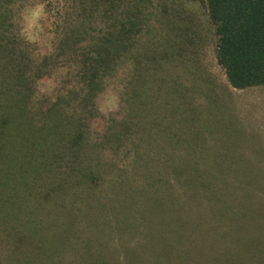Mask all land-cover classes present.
<instances>
[{
    "label": "trees",
    "instance_id": "1",
    "mask_svg": "<svg viewBox=\"0 0 264 264\" xmlns=\"http://www.w3.org/2000/svg\"><path fill=\"white\" fill-rule=\"evenodd\" d=\"M57 1L61 3L57 5V12L63 18L54 49L37 60L18 23L21 18L19 13L28 0H0V221L5 218L9 222L0 224V245L8 240L12 245L9 251L14 253L10 257L16 260L21 256L19 264H31L33 259L40 264L42 254H46L43 264L46 260H50V264H60L52 261V254L46 253L47 239L37 238L42 237L40 234L46 228L44 218L49 212L54 221L48 226L58 228L56 235L51 234L55 241L51 246L61 249L75 235L74 225L80 222V217L93 214L96 207H108V195L100 191L105 172H101L97 161L95 171L91 170L93 164L90 158L92 165L84 169H69L75 179L72 182L66 171V176L57 182L52 181L48 174L52 171V164L63 161L64 155L70 153L75 159L80 158L81 150L91 139L86 117L72 113L71 105L78 103L85 113L93 114L95 98L103 91L107 81L121 77L125 112L120 119L110 120L102 136L106 134L104 141L110 147L120 149V139L115 137L117 129L114 131V128H132L139 132L137 139L146 146L137 145L136 151L130 146L127 150L137 153L136 157L141 155V172L153 177L151 185L158 180L153 165L164 161L162 137L173 144L189 135L185 128H176L179 124H188L183 118L185 109L182 111L181 107L184 103L187 106L191 104V99L187 98L191 87H188L187 80L168 74L171 72L168 71L170 62L177 64L176 58L171 55L177 43L169 45L170 35L163 34L168 7L161 5V11L158 9L156 12L153 0ZM47 3L48 6L52 4L51 0ZM206 5L213 35L217 38L218 63L224 68L229 82L237 88L264 85V0H206ZM58 63L71 67L69 74H72L71 81L75 83L54 100L50 99L44 109L34 104L36 82ZM180 85L184 87L178 89ZM181 90H184V97H179ZM165 97L166 102L163 101ZM39 109H44L40 114L43 117L41 126L36 125V111ZM153 128L157 129L156 137H152ZM129 130L124 135V148L130 139L133 140ZM188 146L183 154L187 158L193 148L198 149L190 142ZM217 167L225 172L230 165L222 162ZM189 169L192 176L199 177L198 182L205 189H212L216 197L215 209L211 213L221 215L229 205L224 191L220 190L229 185L225 183L226 179L216 187L215 181L204 177L199 164H191ZM231 169L240 171L235 167ZM44 174L48 175L43 180ZM127 181L114 180L112 189L118 185V193L126 196ZM130 183H135V180L131 179L128 186ZM18 189L22 191L20 195ZM85 190L86 193L83 192ZM195 197L193 199L197 200ZM151 199L145 196L140 202L146 200L150 209ZM170 200L177 202L178 199ZM244 200L245 208L241 210L237 205L231 206L237 214L231 219L237 225L243 223L242 232L247 233V236L243 234V245L255 247L254 251L247 253L249 257H231L227 252L222 253V248L210 246V231L215 232L218 225L201 226V213L196 217L200 221L195 220V225L194 221L187 223L179 200L177 231L169 239L163 234L162 242L151 250L150 258L132 250L134 253L127 256L124 262L120 258L117 260L118 257L115 260V257L103 256L97 257V264H264V203L258 200L263 205L260 206L263 211L258 212L255 209L257 203L245 197ZM165 203L166 199L160 201L159 207L170 210ZM230 204L233 205L232 202ZM15 210L23 212V227L10 222L16 219L13 215ZM41 213H46V216ZM141 235L143 241L146 239L149 243L148 234ZM85 239L82 246L87 248L90 240ZM142 247L147 250V246ZM0 264L16 262L11 258L4 261L0 256Z\"/></svg>",
    "mask_w": 264,
    "mask_h": 264
},
{
    "label": "rangeland",
    "instance_id": "2",
    "mask_svg": "<svg viewBox=\"0 0 264 264\" xmlns=\"http://www.w3.org/2000/svg\"><path fill=\"white\" fill-rule=\"evenodd\" d=\"M153 1L156 12L158 9L161 11L162 6L168 7L169 12L166 13L167 20L163 34L170 35L171 43L169 44L167 41V44L171 45L175 42L178 45L171 50V55L176 58L177 64L170 62L168 71L171 72L168 74L169 76L176 74L180 80H187L188 87H191V90L187 91V98L191 99V104L187 106L184 103L181 107L182 111L185 109L184 113L186 114L183 118L187 120L188 124L176 126V128H185L189 135L186 139L179 138V143L173 144L166 142L167 138L162 137L164 140L161 143L164 161L162 163L155 162L156 164L153 165L155 178L158 180L151 185L150 181L153 177L141 172L143 167L141 155L136 157L137 153L134 154L133 151L127 150L130 146L134 151L137 150V145L139 147L146 146L145 144L143 146V142L138 141L139 132L132 128H114V131L117 129L115 137L119 136L120 139V149L110 147L104 141L106 134L102 136L108 129L106 127L110 120L120 119L124 115L125 110L122 107L123 79L117 76L115 79L107 81L103 91L95 98L94 115L85 113L78 103L71 105L72 113L86 117L91 139L81 150L80 158L75 159L68 153V155H64L63 161L59 160L58 163L52 164V171L48 174L52 181L57 182L59 178L66 176L64 174L66 171L72 182L75 179L69 169L78 167L84 169V167L93 164L91 170L95 171L97 161L101 172H105V178L102 179L105 185L104 183L100 185V191L108 195V207H96L93 214L80 217V222L74 225L77 237L71 236L70 240L68 239L69 243L61 249L60 247L54 249L51 246L55 242L51 238V234L56 235L58 228L55 225L48 226L54 221L49 212L44 218L46 228L40 234L42 237H36L47 239L44 247V249L47 248L46 253L52 254V261H58L60 264H97V257L103 256H112L111 258L115 257V260L118 257L117 260L120 258L124 262L127 256L134 253L132 250L150 258L151 250L162 242L161 236L164 234L168 239L173 238L174 232L177 231L179 223L176 214L180 211L179 200L182 202L184 218L187 223L194 221L195 225V220L200 221L196 217L201 213V226L214 223L218 225L217 230L210 231L211 234H209L211 237L208 242L210 246L213 245V248H222V253L223 251L227 252L228 255L231 254V257L247 256V253H251L255 249V247L243 245L242 241L247 233L242 232L244 230L243 223L237 225L235 220L231 219L234 214L237 215L231 206L237 205L239 210L245 208V202H242L245 201V197L247 200L257 203L255 209L258 212L263 211V207L260 208L263 205L258 200L260 199L264 203V85L237 88L229 82L224 68L218 63L217 38L213 35V26L208 16L206 0ZM47 2L48 0H28L19 13L21 17L18 22L19 27L22 34L28 39L31 53L37 60L54 49L59 24L62 23L61 18H63L57 12V5L61 3L51 0L52 4L48 6ZM60 64L58 63L36 82L34 104H38L44 109L50 99L54 100L68 88L71 89L75 83V81H71L72 74H69L71 67ZM181 87L184 85H180L178 89ZM183 91H180L179 97H184ZM163 101L166 102V97ZM44 109L36 111L38 119L36 125H43V117H40V114ZM127 130L130 131L133 140L130 139L124 148V135H127ZM180 131L178 130V132ZM157 134V129L153 128L152 137H156ZM189 142L193 147H195L194 144L198 146V149L194 150L193 148V152L187 158L183 154L186 147H190L188 146ZM48 145L49 143L47 147ZM153 147H156V144H153ZM58 153L61 154V151ZM89 158L92 160V164ZM222 162L230 165V168L225 172L220 171L217 167ZM195 163L202 167L204 177L215 181L216 187H219L223 179H226L225 183L229 184L220 189L222 192L224 191V196L229 204L221 215L216 212L211 213L215 209L213 207L216 197L211 192L212 189L208 187L205 189L198 182V176L194 181L196 177L192 176L189 167ZM231 167L239 168L240 171L234 172ZM48 174H44L42 178ZM57 175L58 177H56ZM131 179H134L135 183H130L128 186ZM114 180H128L126 196L118 193V189H116L118 185H114L112 189ZM83 192L86 193L87 190ZM17 193L20 195L22 191L18 189ZM194 195L198 201L193 199ZM145 196L152 198L150 209H148L146 200L140 202L145 199ZM78 198L80 197L78 196ZM172 198L178 199L177 202L171 201ZM164 199L167 201L164 205L170 207V210H163L162 207H159L160 201ZM157 200H160L158 205ZM175 210L177 211L175 212ZM22 213L15 210L13 215L16 219H11L10 222L23 227L21 224L23 222ZM41 214L46 216V213ZM3 220L5 222H2ZM1 223L6 225L9 222L2 218ZM142 233L148 234L149 243L146 239L143 241ZM83 238L90 240L87 243V248L82 246ZM143 245L147 246L146 251H144ZM11 247L8 240L2 243L0 256L4 261L11 258V261L19 264L21 256L16 257V260L10 257L14 254L9 251L12 250ZM45 255H41L40 264H43ZM50 262V260H46V264H50ZM31 264H37V261L33 259Z\"/></svg>",
    "mask_w": 264,
    "mask_h": 264
}]
</instances>
